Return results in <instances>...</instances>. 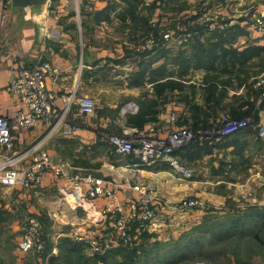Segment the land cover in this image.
Masks as SVG:
<instances>
[{"label":"crops","instance_id":"crops-1","mask_svg":"<svg viewBox=\"0 0 264 264\" xmlns=\"http://www.w3.org/2000/svg\"><path fill=\"white\" fill-rule=\"evenodd\" d=\"M114 2L117 4L113 0L78 3L74 1L71 6H65L62 1L47 0L44 4L20 7L15 6L11 0L12 6L4 16V30L0 37V115L12 118L14 136L10 150H4L0 146V162L8 155L15 156L19 158L15 167L23 169L31 164L35 155L46 151L54 159L68 161L74 172L90 171L97 176L120 181L124 185L140 179L160 203L175 204L189 195L200 196L207 199L212 207H218L219 212H227L235 211L226 210L224 207L230 196H243L251 192L246 202L264 206V137L259 135L257 128L248 129L249 133L241 132L239 137L231 140L226 147L219 146L216 155H203L197 160L201 173L193 179L181 178L164 163L129 166L131 157H117L114 153L108 136L116 132L129 133L132 130L129 119L144 109H141L144 99L142 93L145 91L143 84L148 70H144L146 68L143 63L156 53L155 50L143 54L134 44L140 40H129L138 37L139 31L133 33V36L129 34L127 38V29L124 30L121 24L128 26L130 23V27L138 14L133 16L130 13V17L122 14H128V11L120 4L115 6ZM155 15L156 11L153 19ZM259 34L250 31L249 38L259 40ZM39 60L51 61L60 71L48 76L46 82L58 95L60 107H70L68 120L75 126L72 136L64 135L62 123L52 125L38 121L29 129H21L14 121L21 109L20 99L7 89L8 84L20 68L32 66ZM155 61L148 62L147 69L156 70ZM150 84L147 87L153 93L154 83ZM84 95L94 98L97 102L95 112L89 116L80 114L77 105V98ZM138 101L141 104H138ZM131 102H135L136 106H129ZM168 111L160 114L157 122L169 125V116L173 110ZM258 121L257 123L264 124V114ZM152 123L156 124L149 122L145 126ZM229 145H234V148ZM195 149L197 146L179 151L180 160L185 164L195 162L185 156L186 152L193 154ZM249 152H254V158L245 163L248 164V169L241 170L240 157ZM216 157L218 158L215 159ZM211 163H214L217 169L212 167ZM231 165L233 170L229 168ZM212 168L217 171L213 173ZM0 184V224L13 223V229L19 232L17 250L28 214H39L47 209L51 215L59 217L65 214L62 211L72 206L74 209H82L85 213H93V216L105 217V197H85L82 187L67 183L51 174L41 185L29 189L7 186L1 182ZM119 197L122 201H127L135 197V192L131 189L128 192L120 191ZM19 209V218L23 221L13 219L11 222L10 217L15 218ZM173 213L177 223L157 225L151 228L152 231L145 232L160 240L177 238V235L194 226L192 218L199 217L196 211ZM75 217L74 221L57 219L60 221L59 226L63 225V230H69L64 224L73 222L77 227L88 228L87 220ZM53 219L55 220V217ZM102 223L100 220L98 225L102 226ZM178 223L182 226L177 227ZM103 230L105 228L97 227L95 232ZM132 230L141 235L136 224ZM206 242L208 243L207 240ZM53 247L57 249L56 245ZM15 253L18 252L15 250ZM86 255L92 256L90 252Z\"/></svg>","mask_w":264,"mask_h":264},{"label":"rangeland","instance_id":"rangeland-1","mask_svg":"<svg viewBox=\"0 0 264 264\" xmlns=\"http://www.w3.org/2000/svg\"><path fill=\"white\" fill-rule=\"evenodd\" d=\"M71 1L78 3V1L94 0ZM113 1L117 2V4L114 2L115 6H119L120 4L126 8L128 14H126V12H123L122 14L128 15V17H130L129 1H137L135 5V12L138 15H136L132 25L129 27L130 23H128V26H126V24H121V27L124 30L127 29V38L129 34L133 36V33L139 31L141 35L139 34L138 37H132L129 40H140V42H135L134 44L141 53L147 54L156 50V53L145 59L143 63V67L146 68L144 70H148L146 72L143 84V86H145V91L142 93L144 96L143 105H149L151 102L148 101L155 99L153 98L154 95L152 91H149L147 85L150 86V83H155L163 79H175L180 81L183 88L167 91L161 98L157 100V108L159 109L160 114L165 111L169 112L168 110H173L171 113L176 114L177 120L179 117V119L181 121H185V124L190 128L193 127L194 113H197L201 118H207L209 122V126L206 128H193L198 136V142L193 144L197 146V149H195L196 151L193 154L191 152H186L187 155L185 156L192 158L195 160V162L185 164L182 161V163L194 171L191 178L193 179L201 173V166L197 160H200V158L206 154L211 153L214 155L215 153L216 155V151L219 146L225 145L226 147L231 140H233L235 137H239V134H241L237 133L233 136L230 135V138L226 136L216 140L212 136L215 135L214 132L219 130L221 127V122L224 124L226 119H246L252 122V125L249 126L250 129L257 128L254 126V123L259 122L258 119L264 114V18L260 16L261 12L264 13V0ZM11 6L12 3L8 5V8ZM155 11L156 17L153 19ZM257 17L260 18V25L262 26L261 30H258L257 27H255ZM198 27L203 28L201 33L200 31L194 30ZM181 30H186L187 32L188 36H186L185 40L184 37L181 36ZM246 30L251 31L252 33H260L258 35L260 36L258 37L259 40H250V38H248L246 35ZM167 33H170V36L166 38V42L164 41V37ZM225 33H227L226 36H229L230 39L224 38ZM234 35H236L237 39L241 35L243 36H241L239 41L235 44L236 47H239L240 51H243L250 46L252 47L256 45L258 48L263 47V49H260L259 55L255 52H252V50L244 52L245 56H239V59H237V61L233 64L232 60L234 59L235 54L232 51L234 49L231 44L234 42ZM142 36L143 38H141ZM198 37L200 40L196 41ZM161 41L162 43L164 41V46L162 47V50H158V47L160 46L157 45ZM126 43L128 42L126 41ZM212 43H218L217 49L219 53L216 55L210 54L203 58L196 57L204 55L202 49L199 48V45L205 44L206 47H210ZM194 45H197L198 48H195ZM224 49L230 52L229 55L227 57L221 56L218 58V54H221ZM153 61L156 62V70L150 68L147 69L148 62L152 63ZM139 102L140 101H138V104H141ZM241 104L244 105L240 108L241 112L248 110H250V112L244 116L234 117L231 113L232 105L236 107ZM128 105L135 107L136 103L131 102ZM143 105L141 106V109L144 107ZM197 107H199L202 111L199 110V112H197ZM211 107H213V111H211ZM207 111L210 113L209 116L207 115ZM155 125L156 131L163 132V130L166 128L165 125L167 124L160 121L156 122ZM124 134L125 133L116 132L109 135L108 137ZM236 139L237 138L234 140ZM219 143L221 145H219ZM229 146L234 148V145ZM237 147L238 145L236 148ZM248 150L249 149H247V152ZM253 153H245L240 157L242 160L241 170L249 168L248 164L245 163H249L250 159L254 158ZM117 157L120 156L117 155ZM217 158L218 157L215 159ZM120 159L122 160V158ZM127 161L129 160L127 159ZM211 164L212 167L216 168L214 163ZM215 168H212L214 169L213 173L217 171V168ZM229 168L232 169L233 165H231ZM243 172L246 173L245 171ZM116 182L123 184L120 181ZM250 196L251 192L243 196H241V194H238L235 197L230 196L232 199L230 198L228 200L229 203L226 202L224 207L232 210L235 205H240L241 208L244 206L242 211H245L246 208L257 205V203L248 204L246 202L247 198ZM187 198H196L203 202V207L205 206L204 209L203 207L199 208L200 206H198V209H193V211L199 213V217L196 216L192 218V223H195L194 225L202 222L205 215L214 216L219 212L218 207H212L208 203L209 201L203 197L189 195L188 197L182 199ZM1 199L0 206L2 205ZM154 200H157L156 195ZM179 201H177V203ZM67 208L66 210L62 211L65 212V214L59 217L56 215H51L47 209H44L41 212L39 211V214H28V216H37L42 224V228L47 237V250L45 253L31 252L29 254H21L16 247V241L19 238V232H16L13 229V223H1L0 264H65V252H60V247L63 245V242L60 241L61 239H57L58 234L60 233L61 229H63L61 228L63 225L59 226L60 221L57 219H63V221H74L76 220L75 216H78L80 219L87 220L86 225H88V228H84L82 226L77 227V224L73 222L66 223L67 225L64 224V226H66V228H68L70 231L78 228V230H81V232H89L90 230L96 231L97 227L106 229H109L110 227L109 217H102L99 215L96 217L93 216V213H85L82 211V209H74L72 206H70V210ZM207 210H209L208 213L206 212ZM20 211L21 210L19 209L15 218L10 217L11 222L13 219H15L14 221H23H21V218H19L21 215ZM52 216L55 217V220ZM100 220L103 221L102 226L100 224L98 225ZM166 220L168 221L165 224L158 223L157 225L164 226L170 225L169 223H177L175 214L173 212H167ZM52 223L54 225H52ZM134 226L135 223H133L131 226V232H133L132 229ZM180 226L182 225L177 227ZM185 231L177 235V238L161 240L160 238H157V240L167 243V246L160 250L161 254L175 251L177 249L175 243L187 233ZM140 232L141 235H138L139 242H141L140 236H142V231ZM255 233H258L259 239L261 238L263 242L257 240L253 234L251 236L230 234L229 237L223 238H217L211 235L209 238H206L208 243L206 242L204 244V248L200 247L199 249L193 251V254L187 256V258H183L184 260H177L173 264H264V227L262 230H258V232L256 231ZM152 239L156 240V238ZM136 240V243L138 244V238ZM55 245L57 246V249H54L53 246ZM80 246L82 247L80 253L74 252L71 254L73 259H76V261L77 258L75 256H85L86 253L90 251L85 245L80 244ZM134 247L136 246L133 245L131 248ZM15 250L18 253H15ZM116 260L121 261V257L115 256V259L109 261V264H117L118 262H116ZM158 262H155L154 258L149 256V258L142 259L137 264H170L163 260L159 263ZM79 263L84 264L85 261L80 260ZM90 263L95 264L93 262Z\"/></svg>","mask_w":264,"mask_h":264},{"label":"built area","instance_id":"built-area-1","mask_svg":"<svg viewBox=\"0 0 264 264\" xmlns=\"http://www.w3.org/2000/svg\"><path fill=\"white\" fill-rule=\"evenodd\" d=\"M65 6L72 4L71 0H60ZM11 0H0V37L3 33L4 16ZM149 4V3H147ZM259 15V14H258ZM264 18V13L260 15ZM255 27L261 30L260 18H256ZM182 37L186 39V30H181ZM170 33L165 34L164 41L167 42ZM163 41V43H164ZM59 69L49 60H39L29 67H22L12 77L7 89L20 99L21 109L14 118L15 123L21 129H29L38 121L57 125L62 123V131L66 136H72L75 126L68 120L69 106L60 107L58 95L47 85L48 76L59 73ZM264 96V94H263ZM262 96V97H263ZM80 114L92 115L97 107V102L90 96L77 98ZM176 114L169 116V125L163 132L156 131L155 123L141 127H133L129 133L124 135H113L109 137V143L116 155L129 156L132 158L129 166H148L156 163L169 165L173 172L183 179H191L193 171L182 163L178 152L198 142L196 131L186 125L177 123ZM171 123V124H170ZM221 127L215 131L212 137L219 140L221 137L233 135L238 131L249 128L252 125L246 119H226L220 123ZM259 135L264 137V124L254 123ZM13 121L12 118L0 115V146L4 150H10L13 144ZM210 137V136H207ZM18 157L6 156L0 162V182L7 186H21L29 189L41 185L47 176L62 179L72 185L82 187L85 197L97 199L105 197L107 202L104 215L109 217L110 227L101 232L90 230H61L57 239L70 238L73 242L85 245L92 255H102L108 250L117 247L131 248L137 245L138 234L131 232V224L135 223L137 230L150 231L158 223L165 224L167 212H187L203 207V202L196 198L181 199L176 204L159 203L154 200L155 195L149 187L140 179L136 182L119 184L116 181L95 175L90 171H72V167L65 159H54L48 152H40L35 155L28 167L19 169L15 167ZM135 192V197L122 201L119 197L120 191ZM205 206L203 207V209ZM244 208V206L242 207ZM235 205L232 210L242 209ZM226 210H229L226 208ZM152 231V230H151ZM22 236L18 241V251L21 254L31 252L43 253L47 243V237L42 224L37 216L29 215L22 228ZM141 234V232H140Z\"/></svg>","mask_w":264,"mask_h":264},{"label":"trees","instance_id":"trees-1","mask_svg":"<svg viewBox=\"0 0 264 264\" xmlns=\"http://www.w3.org/2000/svg\"><path fill=\"white\" fill-rule=\"evenodd\" d=\"M136 3L137 1H129L130 6V13L135 16L136 12ZM195 31H200V33L203 31L202 27H198L197 29H194ZM227 33L224 34L225 39H230V37L226 36ZM246 35L249 38L250 31L246 30ZM242 36V35H241ZM240 36V37H241ZM239 37V38H240ZM243 37V36H242ZM239 38L237 39L236 35H234V42L231 44L233 49L232 50L235 54L234 59L232 60V63L234 64L237 59H239V56H245L244 52L251 51L255 52L259 55L260 49H263V47L258 48L256 46H250L246 48L243 51L239 50V47H236L235 44L239 41ZM200 38L198 37L196 41H199ZM252 41H256L257 39H252ZM258 41V40H257ZM217 42V41H216ZM162 41L157 45L158 50H162V47L164 46ZM215 45V47H214ZM218 43H215L210 45V47H206L205 44L199 45V48L202 49L203 56H196L203 58L205 56H208L210 54L216 55L218 52L217 49ZM235 46V47H234ZM195 48H198L197 45H194ZM157 48V47H156ZM229 51L225 50L221 52V54H218V58L221 56L227 57L229 55ZM206 54V55H205ZM183 55V54H181ZM184 60V59H182ZM180 81L175 79H163L161 81L155 82L153 84V93L156 97L155 99H152L148 102H151V104L144 106V109L140 112V114H137L135 117H132L129 119V125L133 127H144L145 124L149 122H157L159 120L160 111L157 108V100L161 98L167 91H173L176 89H182ZM246 105V104H245ZM244 105H239L234 107L232 105L231 113L234 117L237 116H244L250 112V110L241 112V107ZM211 111H213V107L210 108ZM197 112L202 111L199 107H197ZM194 122L192 129H198L201 127H208L209 122L207 118H201L197 113L193 114ZM207 115L209 116L210 113L207 111ZM259 120V119H258ZM177 123L179 125H186L185 121H181L178 117ZM187 126V125H186ZM248 129H244L242 131H238L237 133H249ZM229 137V136H227ZM196 146V145H193ZM192 147V145L190 146ZM264 227V206L261 205H255L249 208H246L245 211H242V209L235 210V211H227V212H218L214 216H207L205 215L202 222L199 224H196L192 227L189 232L187 231L184 236H182L180 239H178L175 243V246L177 249L175 251L166 252L161 254L160 250L163 249V247L167 246V243L161 242L159 240H153V234L148 232H143L141 237V242H139L136 247L134 248H128V247H117L112 248L108 250L105 254L102 255H77L75 256L77 258L73 259L71 254L80 253L82 247L80 244L73 242L70 238L64 237L61 238L60 241L63 242V245L60 247V252H65L64 254V261L65 264H80L79 261L83 260L85 261L84 264H91L90 262H93L95 264H109V261H112L115 259V256L121 257V261H117V264H137L142 259L149 258L151 256L154 258L155 262H161L162 260L166 263L173 264L177 260L181 261L184 260L183 258H187V256H190L193 254V251L199 249L200 247L204 248L206 238H209L211 235L217 237V238H223V237H229L230 234H239L242 236H251L252 234L257 240H260V242H263V240L260 238L258 233H255L258 230H262ZM186 235V236H185ZM233 236V235H232ZM214 238V237H213ZM185 239V240H184ZM47 245V244H46ZM84 249V248H83ZM47 250V246L43 253ZM158 262V263H159Z\"/></svg>","mask_w":264,"mask_h":264},{"label":"water","instance_id":"water-1","mask_svg":"<svg viewBox=\"0 0 264 264\" xmlns=\"http://www.w3.org/2000/svg\"><path fill=\"white\" fill-rule=\"evenodd\" d=\"M47 0H12L15 6L28 7L33 5L44 4Z\"/></svg>","mask_w":264,"mask_h":264}]
</instances>
